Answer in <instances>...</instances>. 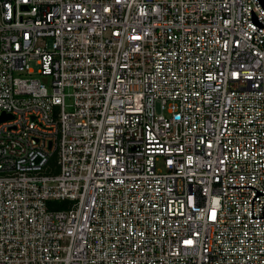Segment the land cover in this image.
<instances>
[{
  "label": "built area",
  "instance_id": "2783aa9c",
  "mask_svg": "<svg viewBox=\"0 0 264 264\" xmlns=\"http://www.w3.org/2000/svg\"><path fill=\"white\" fill-rule=\"evenodd\" d=\"M250 8L0 0V264H264Z\"/></svg>",
  "mask_w": 264,
  "mask_h": 264
},
{
  "label": "water",
  "instance_id": "95a60500",
  "mask_svg": "<svg viewBox=\"0 0 264 264\" xmlns=\"http://www.w3.org/2000/svg\"><path fill=\"white\" fill-rule=\"evenodd\" d=\"M259 2V4L261 5V7L264 10V0H257ZM250 21L255 24L258 27H264V25H262L260 23V21L258 20V18L256 17V15L254 14V12L252 11V9L250 8ZM9 117L8 115L5 114H1L0 115V120L3 118Z\"/></svg>",
  "mask_w": 264,
  "mask_h": 264
},
{
  "label": "trees",
  "instance_id": "16d2710c",
  "mask_svg": "<svg viewBox=\"0 0 264 264\" xmlns=\"http://www.w3.org/2000/svg\"><path fill=\"white\" fill-rule=\"evenodd\" d=\"M68 204L67 201H50L47 205L51 209H65Z\"/></svg>",
  "mask_w": 264,
  "mask_h": 264
},
{
  "label": "rangeland",
  "instance_id": "374dc122",
  "mask_svg": "<svg viewBox=\"0 0 264 264\" xmlns=\"http://www.w3.org/2000/svg\"><path fill=\"white\" fill-rule=\"evenodd\" d=\"M30 66L32 67V69H33L34 71H37V69H38V65H37L34 61H32V62L30 63ZM67 102H70V101L67 100ZM67 109H69V108H67Z\"/></svg>",
  "mask_w": 264,
  "mask_h": 264
}]
</instances>
